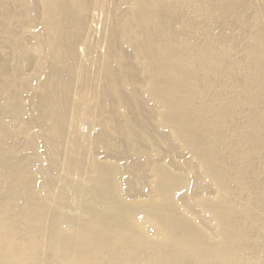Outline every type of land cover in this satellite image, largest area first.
I'll use <instances>...</instances> for the list:
<instances>
[{
  "label": "bare ground",
  "instance_id": "6f19581e",
  "mask_svg": "<svg viewBox=\"0 0 264 264\" xmlns=\"http://www.w3.org/2000/svg\"><path fill=\"white\" fill-rule=\"evenodd\" d=\"M0 264H264V0H0Z\"/></svg>",
  "mask_w": 264,
  "mask_h": 264
}]
</instances>
